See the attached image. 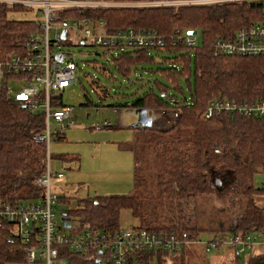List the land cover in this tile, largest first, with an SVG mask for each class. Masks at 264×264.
Listing matches in <instances>:
<instances>
[{
    "label": "trees",
    "instance_id": "1",
    "mask_svg": "<svg viewBox=\"0 0 264 264\" xmlns=\"http://www.w3.org/2000/svg\"><path fill=\"white\" fill-rule=\"evenodd\" d=\"M138 1L142 0H129L131 3ZM12 11L33 12L23 7L0 5V61L26 53L27 37L40 31L39 23L34 20L9 19ZM87 16L104 20L111 32L151 29L166 37L162 49H127L112 58L114 71L129 82L139 66L156 64L154 52H164L168 56L163 57L159 63L161 66L156 71H149L159 74L165 83L151 81L142 96L108 106L112 110L173 109L179 118L172 125L164 126V121H157L152 128L135 130V143L131 149L137 164H144L136 171L138 183L141 185L140 181L146 180L144 175L142 180L139 178L140 172L152 169L155 194L140 191L96 197L84 205L80 201L78 208L68 212L69 215L78 216L84 225L93 229L116 232L120 230L121 212L130 210L139 220L138 229L174 233L181 237L187 234L181 254L162 252L159 264H187L183 260L188 252L187 244L198 240L202 234L212 235L207 243H217L212 249L217 253L232 249L225 243L236 235L245 237L263 233L259 240L264 242V208L256 202L257 198L264 196V187L263 183L261 186L255 184L256 177L264 175V119L227 114L210 119L204 117L213 100L264 101V56L214 55L217 39L232 37L243 27L263 22L264 7L224 3L185 8L105 9L93 14L65 11L58 14V20ZM190 30L202 33L200 46L189 47L180 41L173 44L179 32L184 34ZM25 77V74L6 73L0 79V202L12 206L35 202L46 191L33 184L46 172L48 146L36 140L45 133V113L32 111L11 96L15 90L12 84ZM113 78L118 79L116 75ZM182 79L189 85L190 97L186 95ZM92 87L97 89L100 86L95 80ZM107 96L108 91L103 89L101 100ZM53 105L60 108L66 104L60 96L53 99ZM65 135L59 136L57 142L63 141ZM216 180L223 182L221 187L216 186ZM218 194L222 199L238 201L239 197L242 198L241 218L235 224L229 219V226L221 219L216 220L215 228H201L200 213L205 210V203ZM66 201V198L59 197V202ZM10 237V225L0 221V264L24 261V246L19 239L9 243ZM64 254L69 264H90L82 256L70 252ZM147 256L151 257L152 253ZM245 264H264V251L251 254Z\"/></svg>",
    "mask_w": 264,
    "mask_h": 264
},
{
    "label": "built area",
    "instance_id": "2",
    "mask_svg": "<svg viewBox=\"0 0 264 264\" xmlns=\"http://www.w3.org/2000/svg\"><path fill=\"white\" fill-rule=\"evenodd\" d=\"M229 3H249L264 7V0H142L133 5L129 0H0V5L10 8L23 7L37 13L40 18V31L30 34L26 39L27 52L8 56L0 61V79L6 73L25 74L20 89L11 96L32 111L42 110L46 116V128L37 141L48 146L46 172L33 181L35 186L45 188V194L35 202L12 206L0 202V221L10 225L9 243L17 239L24 246V261L16 264H69L65 252L84 257L90 264H159L162 252L181 254L187 234L182 237L174 233L148 231L131 227L116 232L101 231L83 224L78 216L64 213L59 222L55 210L59 195L53 190L52 179H63L62 172H54L50 166L49 146L57 141L68 126L74 123L75 108L64 105L55 108L53 99L62 97L67 88L76 84L78 66L74 58L62 51L63 44L95 45L107 50L112 58L127 49H162L166 43L164 36L151 29H120L111 32L104 20L92 16L58 20V14L65 11L93 12L137 7H174L215 6ZM66 38L63 39V32ZM192 31V30H190ZM178 33V40L189 47L197 45V35L189 32ZM177 44V41L173 43ZM216 52L253 53L264 55V21L251 29L242 30L233 41L216 40ZM64 56L63 61L58 57ZM235 110L249 117L264 119V101L255 103H236L228 100H213L209 103L204 117L210 119L224 111ZM154 121L169 120L164 126L172 125L179 118L176 110L155 113L148 110ZM106 121L102 127L109 126ZM55 126V127H54ZM264 187V181H263ZM68 217L69 228L64 226L63 218ZM257 236L230 237L225 246L232 247L237 255L249 249L264 245ZM195 240L194 242H196ZM194 242H189L188 247ZM217 243H205L206 252L215 249ZM152 253V256H147Z\"/></svg>",
    "mask_w": 264,
    "mask_h": 264
},
{
    "label": "rangeland",
    "instance_id": "3",
    "mask_svg": "<svg viewBox=\"0 0 264 264\" xmlns=\"http://www.w3.org/2000/svg\"><path fill=\"white\" fill-rule=\"evenodd\" d=\"M9 19L34 20L37 23L40 21L35 12L16 13L12 11ZM202 41V33L199 32L197 47L202 44ZM61 49L75 59L78 72L76 84L67 88L63 94L64 103L75 108L74 123L65 130L66 138L63 141L52 140L49 146L52 171L64 174L63 179H52L53 190L67 200L59 202L55 210V218L59 222L64 213L78 208L80 201L84 205L86 201H91L96 197L129 195L140 191H144L147 195L155 194L152 169H144L140 172L139 178L142 180V175H144L146 180L140 181L141 185L138 183V174L134 171L135 153L130 151L135 143L133 142L135 138L133 130L100 127L105 121L116 126V117L108 105L116 101H131L142 96L149 89L151 81L160 80L165 83L159 74L149 70L156 71L161 66L159 63L162 62L163 57L168 56L164 52H154L156 64L144 68L139 66L128 82L114 71L112 56L104 48L90 44L82 46L65 43ZM114 75L118 79L115 80ZM95 80L100 86L97 89L92 87ZM182 85L187 97H190L189 85L184 79H182ZM12 86L15 89L21 88L15 82ZM103 89L108 91L109 96L101 100ZM96 105L100 107L97 108ZM131 142L133 143L129 145ZM122 144L130 150H120ZM61 156L63 158H60ZM142 165L144 164L139 162L138 168ZM263 179L264 175L259 174L255 179V184L261 186ZM218 195L217 197L212 196L211 201L205 203V210L200 213L199 217L201 228H215L217 227L216 220L221 219L226 226H229L230 220H233L235 224L241 218L242 207H244L242 198L239 197L238 201H234L232 198L222 199V196ZM256 202L264 208V196L257 198ZM194 215H196L195 212ZM139 225V220L133 217L130 210L121 212L120 228L127 229ZM211 237L210 233L200 235L198 240L188 247L183 260L187 264H245L251 254H260L264 251L261 245L239 255L236 253L234 255L232 249H224L219 253L211 250L207 253L204 251V244ZM259 241L262 242V240ZM228 252L233 253L232 259H229Z\"/></svg>",
    "mask_w": 264,
    "mask_h": 264
},
{
    "label": "crops",
    "instance_id": "4",
    "mask_svg": "<svg viewBox=\"0 0 264 264\" xmlns=\"http://www.w3.org/2000/svg\"><path fill=\"white\" fill-rule=\"evenodd\" d=\"M17 84H20V82H17ZM112 112H113V115L116 117V121H117L116 122V126H113L112 124H110L111 122L110 123L108 122L110 125L106 126V127H102V128H108V129H132L133 130V134L135 136L136 135V132H135L136 129L134 128V125L138 122V115L136 114L135 110H131V109H118V110H116V109H113ZM154 112L163 114L164 111H154ZM138 129L141 130V129H144V128L139 127ZM65 138H66V135H65ZM131 143H129V145ZM124 145L123 144H122V146L120 145V150H123V151L130 150L129 147H127V146L124 147ZM130 151H132V149ZM133 161H134V171L136 172L137 168H138V164L135 161V159H133ZM228 254H229V259H232L233 258V253L228 252ZM256 254H258V253H256ZM194 255H195V253H194ZM234 255H235V253H234Z\"/></svg>",
    "mask_w": 264,
    "mask_h": 264
},
{
    "label": "water",
    "instance_id": "5",
    "mask_svg": "<svg viewBox=\"0 0 264 264\" xmlns=\"http://www.w3.org/2000/svg\"><path fill=\"white\" fill-rule=\"evenodd\" d=\"M189 33L191 35H196L197 31L193 30V31H190ZM65 38H66V32L64 31L63 32V39H65ZM81 45L84 46V42L83 41L81 42ZM58 60L61 62V61L64 60V57L63 56H59ZM135 112L138 115V122L134 125L135 129H138L139 127L152 128L154 126L155 121H154L153 117L149 115L147 109H137V110H135ZM222 183L223 182L221 180H216V186L218 185L219 187H221ZM69 220H70V218H68V217L63 218V221H65L64 226L66 228H69V226H70L69 225Z\"/></svg>",
    "mask_w": 264,
    "mask_h": 264
},
{
    "label": "bare ground",
    "instance_id": "6",
    "mask_svg": "<svg viewBox=\"0 0 264 264\" xmlns=\"http://www.w3.org/2000/svg\"><path fill=\"white\" fill-rule=\"evenodd\" d=\"M131 3V2H130ZM131 4H133V5H136L137 3H131ZM39 23V22H38ZM258 22H256V23H254V24H252V25H250V26H246V27H243V28H241L240 30H238L237 32H236V34L234 35V36H232V37H229V38H220V39H218V40H222V41H225V42H228V41H233L234 40V38L242 31V30H248V29H251L253 26H256V24H257ZM178 34L176 35V41H179L178 40ZM65 54H67V53H65ZM214 55L215 56H229V57H256V56H259V55H256V54H253V53H245V54H242V53H223V52H219V53H217L216 52V44L214 45ZM264 56V55H263ZM64 57V56H63ZM150 111H153L154 112V110H150ZM169 111V110H168ZM168 111H164V112H168ZM222 114H227V115H241V116H244L243 114H241L240 112H238V111H235V110H230V111H224ZM221 114V115H222ZM167 115V117L165 118V120L164 121H166V120H169V114L167 113L166 114ZM46 117V116H45ZM156 121H158V122H162V121H159V120H156Z\"/></svg>",
    "mask_w": 264,
    "mask_h": 264
}]
</instances>
